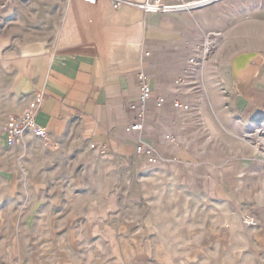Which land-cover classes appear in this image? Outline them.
<instances>
[{"label": "rangeland", "instance_id": "obj_1", "mask_svg": "<svg viewBox=\"0 0 264 264\" xmlns=\"http://www.w3.org/2000/svg\"><path fill=\"white\" fill-rule=\"evenodd\" d=\"M63 1L54 0L39 19L29 16L37 36L54 37ZM9 2L3 0L4 8ZM210 7L213 24L199 49L213 68V104L189 107L194 114L187 122H174L181 144L193 150L178 166L172 154L149 165L138 154L95 153L74 136L47 147L24 135L7 146L3 123L25 97L16 90V73L0 68V264H16L18 254L33 256L36 264L53 245H69L83 264L94 256L100 264H118L113 230L124 217L148 214L162 223L151 234L157 241L173 236V221L182 234L189 217L199 223L206 212L219 210L236 229L238 244L257 245L264 228V185L256 174L260 167L264 180V0H222ZM221 65H229L228 86L216 70ZM243 158L250 166L243 167ZM223 165L244 170L243 184L230 180L237 206L214 200L211 168L218 172Z\"/></svg>", "mask_w": 264, "mask_h": 264}, {"label": "crops", "instance_id": "obj_2", "mask_svg": "<svg viewBox=\"0 0 264 264\" xmlns=\"http://www.w3.org/2000/svg\"><path fill=\"white\" fill-rule=\"evenodd\" d=\"M53 2L12 0L0 9V68L16 73V90L25 97L22 107L5 119L3 131L9 116L24 111L34 92L40 90L45 102L36 120L59 142L74 136L95 153L121 156L137 154L136 146L142 143L155 151L158 162L166 154L173 155L171 163L176 166L182 164V158L190 159L193 150L189 144H181L176 124L186 123L194 112L175 103L188 107L213 104V68L199 49L213 24L209 17L212 5L160 14L145 13L132 3L116 9L109 0L96 4L64 0L54 37L37 36L28 18L39 19L51 11ZM191 58L199 62L191 64ZM225 66L229 65L216 70L228 86ZM140 71L147 75L152 96L143 108L142 129L129 131L127 127L136 123L141 111ZM197 80L202 85L195 87ZM159 97L164 99L162 105L156 103ZM31 134L30 130L24 135ZM3 138L5 142L4 132ZM249 162L243 158V167L250 166ZM224 166L218 172L216 166L211 168L214 200L237 206L239 193L230 180L241 179L243 184L244 170ZM256 171L261 187L263 173L260 167ZM190 219L182 234L173 221V236L160 241L151 236L162 224L153 214L119 220L113 230L116 245H112L118 264H264V228L257 232V245H240L236 229L221 211L206 212L199 223ZM92 258V264L101 263L96 256ZM28 260L34 264L33 256L21 258L18 254L16 264ZM37 261L83 264L69 245H53Z\"/></svg>", "mask_w": 264, "mask_h": 264}, {"label": "built area", "instance_id": "obj_3", "mask_svg": "<svg viewBox=\"0 0 264 264\" xmlns=\"http://www.w3.org/2000/svg\"><path fill=\"white\" fill-rule=\"evenodd\" d=\"M86 3L96 4L99 0H84ZM111 5L118 9L125 4L132 3L141 8L145 13H160V14H171L177 12H186L202 9L204 7L213 5L222 0H144L143 2H129L127 0H109ZM4 8L3 0H0V9ZM191 64H197L199 62L198 58H191L189 60ZM139 80V104L141 111L137 116V121L127 130H140L142 129L145 114L143 108H145L146 103L151 99L152 90L147 80V75L140 71L138 73ZM45 102L44 93L40 90L34 92V97L29 102L28 106L24 111L18 114L10 115L5 128L4 137L7 146H13L17 144L20 137H22L27 131H32L33 134L43 141V144L47 147L55 146L56 139L52 133L45 127L38 124L36 120V113L38 109ZM164 99L159 97L156 99L158 105H162ZM176 107H181L187 110L189 107L187 105H180L175 103ZM170 138V136H168ZM136 153L140 156H144L149 165H154L158 162V157L155 151L142 143L137 144Z\"/></svg>", "mask_w": 264, "mask_h": 264}, {"label": "bare ground", "instance_id": "obj_4", "mask_svg": "<svg viewBox=\"0 0 264 264\" xmlns=\"http://www.w3.org/2000/svg\"><path fill=\"white\" fill-rule=\"evenodd\" d=\"M258 71V68H254L253 73H256Z\"/></svg>", "mask_w": 264, "mask_h": 264}]
</instances>
